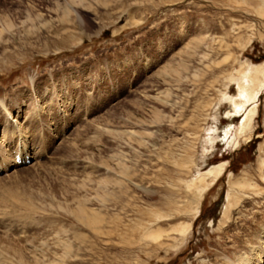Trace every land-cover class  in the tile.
Masks as SVG:
<instances>
[{"label": "rangeland", "instance_id": "obj_1", "mask_svg": "<svg viewBox=\"0 0 264 264\" xmlns=\"http://www.w3.org/2000/svg\"><path fill=\"white\" fill-rule=\"evenodd\" d=\"M262 61V0H0V264H264V87L219 136Z\"/></svg>", "mask_w": 264, "mask_h": 264}, {"label": "bare ground", "instance_id": "obj_2", "mask_svg": "<svg viewBox=\"0 0 264 264\" xmlns=\"http://www.w3.org/2000/svg\"><path fill=\"white\" fill-rule=\"evenodd\" d=\"M262 7H264V0H262ZM229 79L230 81L235 82L236 93L234 95H229L227 93L228 91L223 92V93L221 92L222 93L221 99L226 100L230 105V109L226 112V116L228 119H230V121L236 117H242V118L239 124L236 126L229 123L226 126L222 127V129L220 128L221 131L219 130L220 131L219 136L221 135L222 136L221 140L225 141L228 145L234 144L237 146L240 142V138L244 137L246 132L251 128V123L257 113L258 97L261 93L262 88L264 87V61L260 63H246L244 67L238 70L236 75H231ZM217 132H218V128L209 129V136H208L207 141L213 144L217 137V135H215ZM1 133L3 134V136H5L6 133H9V132L7 129L5 130V128H3ZM28 149H32V147L31 148L27 147V144L24 143L23 140L21 141L20 139V142L17 141L15 143L14 149L12 150V156H10V158L12 157L15 159V154L17 152H19V155L25 157V155L28 154ZM5 150L4 148L1 150L4 155H5V152H4ZM1 158L2 157L0 154V161H1ZM15 165L17 166L16 163ZM2 167L3 169L6 168L4 167V163H2ZM223 170H224V163H220L217 165L213 164L211 167H209L204 172L199 173L198 176L190 183L189 181H187L188 182L187 187L188 188L192 187V188L197 189V191L199 192H203L207 187L212 185L218 179V177L222 175ZM236 185L240 186L241 188L243 186V184L240 182H237V183L231 182L229 184V192H227V195L225 197L226 203L224 206V212L228 208V204L231 203V200L233 197L232 191L234 190L233 188ZM189 226H190L189 224H185V225L180 224V226L175 228V230L179 232L181 239L185 238V235L187 233ZM150 236H152L154 239H158L161 236V234L157 232ZM262 241H263V238L261 239V245L264 242ZM260 251L261 250H257L255 252L256 255H259ZM236 260L238 264H253V262H251L252 260L250 259V256L248 257L247 255H244V254L239 255L236 258ZM7 264H26V263L25 261L24 263L20 261L16 263H7ZM256 264H259V263H256Z\"/></svg>", "mask_w": 264, "mask_h": 264}]
</instances>
